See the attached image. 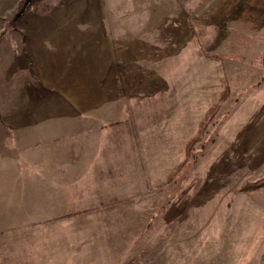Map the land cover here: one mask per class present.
Segmentation results:
<instances>
[{
  "label": "rangeland",
  "instance_id": "obj_1",
  "mask_svg": "<svg viewBox=\"0 0 264 264\" xmlns=\"http://www.w3.org/2000/svg\"><path fill=\"white\" fill-rule=\"evenodd\" d=\"M263 1L0 0V81L32 69L31 59L24 66V47L33 31L51 38L53 31L81 32L90 59L78 76L94 82L122 66L128 105L141 110L144 100L153 102L144 110L152 111L161 146L154 156H179L177 170L155 189L147 251L115 264H264V189H242L264 178ZM225 87L227 99L202 127ZM178 122L185 147L176 152L164 133Z\"/></svg>",
  "mask_w": 264,
  "mask_h": 264
},
{
  "label": "crops",
  "instance_id": "obj_2",
  "mask_svg": "<svg viewBox=\"0 0 264 264\" xmlns=\"http://www.w3.org/2000/svg\"><path fill=\"white\" fill-rule=\"evenodd\" d=\"M33 33L24 66L31 59L35 71L32 65L0 81V264L138 260L154 239L147 214L155 189L177 170L179 156L154 160L161 146L152 111L144 110L153 102L144 100L141 110L128 105L122 66L94 82L78 76L76 69L89 68L87 35ZM183 127L178 122L165 131L168 150L177 152L180 143L184 149ZM176 132L177 145L170 142Z\"/></svg>",
  "mask_w": 264,
  "mask_h": 264
},
{
  "label": "trees",
  "instance_id": "obj_3",
  "mask_svg": "<svg viewBox=\"0 0 264 264\" xmlns=\"http://www.w3.org/2000/svg\"><path fill=\"white\" fill-rule=\"evenodd\" d=\"M24 4L22 3L20 7H23ZM229 95V88L228 87H225L224 91H222L220 94H219V97L216 99V101L213 103V105L211 106L208 114L206 115V117L204 118L203 120V125L202 127L205 126V124H207V120L211 117H213L215 115V112L217 111L218 107L221 105V103L223 101H225L227 99ZM200 141V138L197 137L193 140H191L189 142V146L192 148V146L199 142ZM189 149V148H188ZM189 152V151H188ZM244 191H256V190H260V189H264V178L260 179L259 181L257 182H254V183H248L246 184L243 188H242Z\"/></svg>",
  "mask_w": 264,
  "mask_h": 264
}]
</instances>
